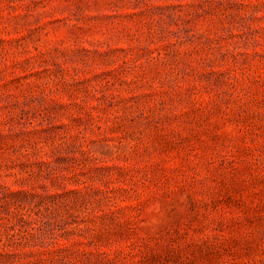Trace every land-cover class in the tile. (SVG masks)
<instances>
[{
    "label": "rangeland",
    "instance_id": "rangeland-1",
    "mask_svg": "<svg viewBox=\"0 0 264 264\" xmlns=\"http://www.w3.org/2000/svg\"><path fill=\"white\" fill-rule=\"evenodd\" d=\"M0 264H264V0H0Z\"/></svg>",
    "mask_w": 264,
    "mask_h": 264
}]
</instances>
